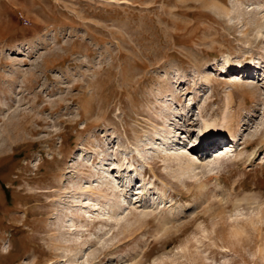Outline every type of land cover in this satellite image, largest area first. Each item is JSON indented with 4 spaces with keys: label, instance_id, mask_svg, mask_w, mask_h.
I'll list each match as a JSON object with an SVG mask.
<instances>
[{
    "label": "rangeland",
    "instance_id": "374dc122",
    "mask_svg": "<svg viewBox=\"0 0 264 264\" xmlns=\"http://www.w3.org/2000/svg\"><path fill=\"white\" fill-rule=\"evenodd\" d=\"M0 264H264V0H0Z\"/></svg>",
    "mask_w": 264,
    "mask_h": 264
},
{
    "label": "bare ground",
    "instance_id": "6f19581e",
    "mask_svg": "<svg viewBox=\"0 0 264 264\" xmlns=\"http://www.w3.org/2000/svg\"><path fill=\"white\" fill-rule=\"evenodd\" d=\"M207 132V135L205 136V138L207 139L208 137H210V135H212V134H219V131L218 130H216V129H214V128H208V130L206 131ZM225 136H227V135H225ZM179 139H181V138H179ZM219 146V145H218Z\"/></svg>",
    "mask_w": 264,
    "mask_h": 264
}]
</instances>
